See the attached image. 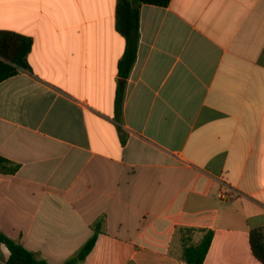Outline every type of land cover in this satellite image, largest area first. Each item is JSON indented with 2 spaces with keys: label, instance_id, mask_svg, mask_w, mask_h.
<instances>
[{
  "label": "crops",
  "instance_id": "obj_1",
  "mask_svg": "<svg viewBox=\"0 0 264 264\" xmlns=\"http://www.w3.org/2000/svg\"><path fill=\"white\" fill-rule=\"evenodd\" d=\"M118 0H0V30L33 40L0 82V230L51 264H263L264 0L142 4L137 59ZM123 95L122 113L117 101ZM10 250L0 245V264Z\"/></svg>",
  "mask_w": 264,
  "mask_h": 264
},
{
  "label": "trees",
  "instance_id": "obj_2",
  "mask_svg": "<svg viewBox=\"0 0 264 264\" xmlns=\"http://www.w3.org/2000/svg\"><path fill=\"white\" fill-rule=\"evenodd\" d=\"M171 0H118L116 8V26L125 37L126 49L119 61V72L127 79L137 59L140 42V10L142 4L167 6ZM33 40L31 37L9 30H0V82L28 69V55ZM118 116L122 113L123 95L117 101ZM20 164L0 154V173L14 174ZM95 234L86 242L76 257L64 264H74L86 258L92 250L101 229V223L94 224ZM213 240V231L209 230L198 244L185 245L183 258L188 264H203ZM5 244L10 250L6 264H51L38 257L37 253L15 241L0 230V245ZM254 256L264 264V233L254 230L251 235Z\"/></svg>",
  "mask_w": 264,
  "mask_h": 264
},
{
  "label": "rangeland",
  "instance_id": "obj_3",
  "mask_svg": "<svg viewBox=\"0 0 264 264\" xmlns=\"http://www.w3.org/2000/svg\"><path fill=\"white\" fill-rule=\"evenodd\" d=\"M80 251H81V250H80ZM80 251H79V252H80Z\"/></svg>",
  "mask_w": 264,
  "mask_h": 264
}]
</instances>
